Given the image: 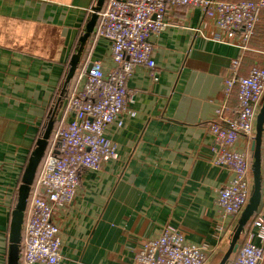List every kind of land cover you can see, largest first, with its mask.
Listing matches in <instances>:
<instances>
[{
    "label": "crops",
    "instance_id": "obj_1",
    "mask_svg": "<svg viewBox=\"0 0 264 264\" xmlns=\"http://www.w3.org/2000/svg\"><path fill=\"white\" fill-rule=\"evenodd\" d=\"M96 2L0 0V264H8L11 217L25 166L51 113L55 125L49 143L73 121L66 101L83 89L91 62H101L104 74L117 68L110 43L96 35L98 19L55 109ZM165 20L166 29L150 38L155 69L134 67L125 110L105 130L118 157L97 171L83 170L73 200L54 212L58 264H136L143 245L167 226L178 229L185 243L205 247L206 264H219L229 246L238 217L224 214L216 198L232 173L212 163L209 126L222 122L218 109L223 118L238 115V85L227 93V81L264 69L263 15L248 42L240 31L216 40L222 33L216 16L205 17L198 7L169 6ZM233 60H240L237 69ZM251 146L240 138L233 149L251 157ZM245 230L240 243L251 233L252 242L263 246L252 225Z\"/></svg>",
    "mask_w": 264,
    "mask_h": 264
},
{
    "label": "built area",
    "instance_id": "obj_2",
    "mask_svg": "<svg viewBox=\"0 0 264 264\" xmlns=\"http://www.w3.org/2000/svg\"><path fill=\"white\" fill-rule=\"evenodd\" d=\"M169 6L198 7L205 17L216 16L222 32L216 36L218 41H223L224 36L232 38L240 31L243 41L248 42L262 15L264 20V0L106 1L99 13L96 35L110 43L117 68L104 74L101 62H91L83 89L67 98L66 109L74 114V119L53 135L43 167L31 188L21 241V260L25 264L60 262L61 242L54 212L73 200L83 170L97 171L103 163L118 157L116 145L105 137V130L125 110L129 96L127 79L134 67L155 69L150 38L166 29ZM239 64L240 60H233L232 67L237 69ZM234 85H238L237 117L223 118L224 110L218 109L216 114L222 122H211L209 130L214 139L212 163L232 173L218 191L216 205L224 214L238 217L251 194V157L233 146L240 138L253 141L256 116L264 97V69L255 67L247 77L231 78L226 84L227 93ZM250 225L263 246L255 245L254 235L249 233L231 264H261L264 260V206L247 228ZM209 258L205 247L185 243L178 229L167 226L158 239L143 245L136 264H206Z\"/></svg>",
    "mask_w": 264,
    "mask_h": 264
},
{
    "label": "water",
    "instance_id": "obj_3",
    "mask_svg": "<svg viewBox=\"0 0 264 264\" xmlns=\"http://www.w3.org/2000/svg\"><path fill=\"white\" fill-rule=\"evenodd\" d=\"M106 0H97L95 6L92 8L91 17L86 24L84 34L80 38V44L77 52L72 56L69 70L67 72L62 91L56 103L55 109L59 107L62 100L65 98L68 86L74 78L81 56L84 52L85 46L94 32L95 26L99 19V13L102 11ZM55 125V114L51 113L49 121L42 132V135L37 139L34 149L32 150L27 164L25 166L21 184L18 189L17 202L12 212L10 234H9V248H8V264H21V241L23 225L25 222V214L31 194V188L37 176L39 166L46 153L49 145L53 129ZM264 134V97L261 101L260 109L256 116L254 138L251 146V174L252 185L249 200L238 216L235 228L230 236L229 246L224 253L219 264H229L232 256L238 251L242 239V235L259 211L262 202V142Z\"/></svg>",
    "mask_w": 264,
    "mask_h": 264
},
{
    "label": "trees",
    "instance_id": "obj_4",
    "mask_svg": "<svg viewBox=\"0 0 264 264\" xmlns=\"http://www.w3.org/2000/svg\"><path fill=\"white\" fill-rule=\"evenodd\" d=\"M50 146H51V143H49V145H48V147H47V149H46V153H45V155H44V157H43V159H42V162H41V164H40V166H39V169H38L37 175H39L40 170H41V168L43 167V164H44V158H45L47 152L49 151ZM236 253H237V252H236ZM236 253H235V254H236ZM235 254H234V255H235Z\"/></svg>",
    "mask_w": 264,
    "mask_h": 264
}]
</instances>
